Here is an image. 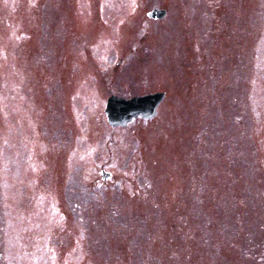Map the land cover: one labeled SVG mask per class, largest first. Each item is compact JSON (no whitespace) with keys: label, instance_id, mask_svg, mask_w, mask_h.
<instances>
[{"label":"rangeland","instance_id":"rangeland-1","mask_svg":"<svg viewBox=\"0 0 264 264\" xmlns=\"http://www.w3.org/2000/svg\"><path fill=\"white\" fill-rule=\"evenodd\" d=\"M0 264H264V0H0Z\"/></svg>","mask_w":264,"mask_h":264},{"label":"water","instance_id":"water-1","mask_svg":"<svg viewBox=\"0 0 264 264\" xmlns=\"http://www.w3.org/2000/svg\"><path fill=\"white\" fill-rule=\"evenodd\" d=\"M167 14L166 9L155 8L148 13L153 19H162ZM165 98L164 92H156L144 96H135L132 98H123L111 96L108 99L106 113L109 123L113 126H126L134 118L141 116L144 119H150L157 114V108ZM105 179L111 176L110 173L103 171Z\"/></svg>","mask_w":264,"mask_h":264},{"label":"bare ground","instance_id":"bare-ground-1","mask_svg":"<svg viewBox=\"0 0 264 264\" xmlns=\"http://www.w3.org/2000/svg\"><path fill=\"white\" fill-rule=\"evenodd\" d=\"M163 102V101H162ZM162 102L161 103H159V106L162 104ZM159 106H158V108H159ZM158 108H157V110H158Z\"/></svg>","mask_w":264,"mask_h":264}]
</instances>
